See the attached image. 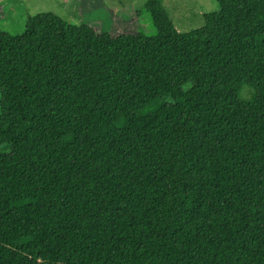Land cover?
Here are the masks:
<instances>
[{
    "label": "trees",
    "instance_id": "16d2710c",
    "mask_svg": "<svg viewBox=\"0 0 264 264\" xmlns=\"http://www.w3.org/2000/svg\"><path fill=\"white\" fill-rule=\"evenodd\" d=\"M213 1L0 33V264H264V0Z\"/></svg>",
    "mask_w": 264,
    "mask_h": 264
},
{
    "label": "rangeland",
    "instance_id": "374dc122",
    "mask_svg": "<svg viewBox=\"0 0 264 264\" xmlns=\"http://www.w3.org/2000/svg\"><path fill=\"white\" fill-rule=\"evenodd\" d=\"M148 0H0V33L18 36L29 17L52 14L74 26H90L98 33L140 32L154 36L145 9ZM178 33L204 26V16L219 12L213 0H157ZM245 99L250 97L245 90ZM6 151L0 149V152Z\"/></svg>",
    "mask_w": 264,
    "mask_h": 264
}]
</instances>
